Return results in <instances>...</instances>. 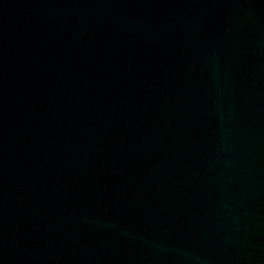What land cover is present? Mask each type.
<instances>
[{
    "label": "water",
    "instance_id": "water-1",
    "mask_svg": "<svg viewBox=\"0 0 264 264\" xmlns=\"http://www.w3.org/2000/svg\"><path fill=\"white\" fill-rule=\"evenodd\" d=\"M0 264H264V0H0Z\"/></svg>",
    "mask_w": 264,
    "mask_h": 264
}]
</instances>
